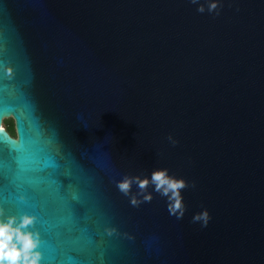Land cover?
Here are the masks:
<instances>
[{"label":"water","instance_id":"95a60500","mask_svg":"<svg viewBox=\"0 0 264 264\" xmlns=\"http://www.w3.org/2000/svg\"><path fill=\"white\" fill-rule=\"evenodd\" d=\"M219 3L0 0V220L42 264H264V0ZM162 169L182 219L116 187Z\"/></svg>","mask_w":264,"mask_h":264},{"label":"clouds","instance_id":"9594fccd","mask_svg":"<svg viewBox=\"0 0 264 264\" xmlns=\"http://www.w3.org/2000/svg\"><path fill=\"white\" fill-rule=\"evenodd\" d=\"M192 4H198L199 0H190ZM222 5L219 0H208L207 11L209 13L215 12L219 15V8ZM199 13L205 12L204 5L197 8ZM9 77L13 75L11 67L6 69ZM4 128L0 125V132ZM19 142V132L13 137ZM168 140L175 146L178 142L170 135ZM137 185L139 193L143 195V199L139 200L136 195H131L130 203L133 207H139L142 203L151 202L153 196L147 193L150 186L154 187V191L162 197L167 198V210L170 215L175 216L178 220L182 219L186 212L183 190L188 187L195 188V183L189 185L187 181L182 178H176L169 175L168 169L154 170L149 178H141L140 176L130 177L125 175L120 180L116 187L124 196H130L133 185ZM3 209H0V216H3ZM211 216L205 209L204 211L194 215L193 223L200 222L202 227H207ZM36 217L24 214L19 217L8 216L6 220H0V264H42L44 259L43 254L39 251L40 234L29 230L34 226ZM112 231H109V235Z\"/></svg>","mask_w":264,"mask_h":264},{"label":"trees","instance_id":"16d2710c","mask_svg":"<svg viewBox=\"0 0 264 264\" xmlns=\"http://www.w3.org/2000/svg\"><path fill=\"white\" fill-rule=\"evenodd\" d=\"M5 125V130L12 136H15V131H14V122L12 119H7L3 121Z\"/></svg>","mask_w":264,"mask_h":264},{"label":"rangeland","instance_id":"374dc122","mask_svg":"<svg viewBox=\"0 0 264 264\" xmlns=\"http://www.w3.org/2000/svg\"><path fill=\"white\" fill-rule=\"evenodd\" d=\"M2 125H3L4 128H6L5 125H4V123Z\"/></svg>","mask_w":264,"mask_h":264},{"label":"snow or ice","instance_id":"6c2138e0","mask_svg":"<svg viewBox=\"0 0 264 264\" xmlns=\"http://www.w3.org/2000/svg\"><path fill=\"white\" fill-rule=\"evenodd\" d=\"M0 135H4L3 133H0Z\"/></svg>","mask_w":264,"mask_h":264}]
</instances>
